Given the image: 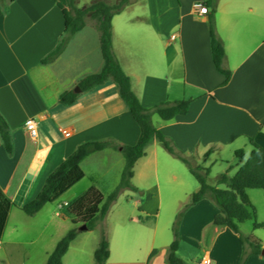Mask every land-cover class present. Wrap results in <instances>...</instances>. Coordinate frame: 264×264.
<instances>
[{"label":"crops","instance_id":"1","mask_svg":"<svg viewBox=\"0 0 264 264\" xmlns=\"http://www.w3.org/2000/svg\"><path fill=\"white\" fill-rule=\"evenodd\" d=\"M205 1L140 2L148 9V15L122 20L116 32L115 20L126 9L112 21L113 50L115 55L116 39L129 43L115 57L131 78L132 90L144 108L151 109L164 102L192 101L185 116L169 122L158 115L160 119L155 120L156 114L152 117L154 128L185 156L203 164L214 155L212 164L202 165L210 169L221 159L220 155L217 158L220 151L227 149L234 154L244 151L245 157L239 160L236 173L228 174L234 177L253 151L250 139L264 147V0H219L217 35L224 44L225 67L233 73L227 86H223L225 76L214 64L207 15L197 10ZM90 26L96 33L95 46H83L81 53L69 56L67 51L72 43L86 39ZM65 32L62 11L52 0H0V114L9 127L13 145V153L9 155L0 136V188L14 203L0 240V264H46L58 242L74 227L65 216L68 206L91 187L103 191L99 182L83 188L82 181L35 216L22 211L38 195L50 172L80 144L114 139L134 146L140 137V128L112 79L93 91L77 93L73 105L59 104L63 93L74 91L83 78L100 73L103 68L100 34L88 23L68 38L58 59L43 65L42 60L56 49ZM140 40L145 41L146 49L133 45ZM84 62L87 66L94 63L93 71L82 69ZM139 65L144 69L139 71ZM76 67L80 68L73 72ZM40 115L45 119L39 125V137L31 140L25 124ZM248 147L251 149L246 153ZM210 150L212 153L208 155ZM99 157L116 162L106 166L103 173L115 170L117 187L124 158L112 149L94 153L82 162L84 181L88 178L85 165ZM171 158L177 159L153 140L145 156L136 162L132 183L138 192L126 191L121 197L127 201L131 198L137 210L129 216L117 213L114 221L112 207L106 219L110 243L107 264H168L176 214L200 190L199 182L196 185L183 168H175L177 164ZM217 180L215 185L209 179L208 183L217 187ZM112 190L103 193L108 195ZM248 195L256 209V221L264 224V190L249 189ZM220 213L214 201L205 199L184 216L181 232L183 235L194 232L202 255L196 256V264L205 258L212 264H239L244 255L240 236L228 227L214 225V218ZM250 222L251 226L239 224V231L261 240L264 248V227L255 229V221ZM88 235L80 234L71 243L63 264H95L99 242L97 237L91 240ZM181 249L178 256L185 261L179 254ZM246 264H264V256L250 255Z\"/></svg>","mask_w":264,"mask_h":264},{"label":"trees","instance_id":"2","mask_svg":"<svg viewBox=\"0 0 264 264\" xmlns=\"http://www.w3.org/2000/svg\"><path fill=\"white\" fill-rule=\"evenodd\" d=\"M62 11L66 23L65 36L58 46L45 59L43 65L54 62L64 51L69 37L75 36L86 27V18L90 16L97 21L99 36V49L103 59V68L100 73L88 75L79 83L82 92L93 91L112 79L118 86L120 98L130 112L132 118L140 128L138 143L134 146L124 145L114 139L87 141L80 144L76 150L48 175L38 195L27 203L22 211L28 216H35L46 205L59 201L66 193L82 182L86 177L82 169V162L90 155L113 149L120 152L125 159L121 181L118 187L109 195H105L97 188H90L74 200L67 208L65 216L70 218L74 227L58 242L55 250L49 256L46 264H63L70 245L77 239L80 233L96 230L101 227V240L95 251L96 264H107L110 258V243L108 239V227L106 219L113 205L125 191L138 192L134 187V167L136 162L145 156L147 146L157 140L161 146L173 157L188 166L191 174L200 184V190L194 193L191 201L185 204L177 214L173 225L174 241L168 248V264H186L178 256L181 243V224L187 210L205 199H211L221 210L214 218V225L228 227L240 236L244 245V255L239 264H246L250 255L262 256L263 245L261 240L253 235L245 236L238 225L247 221H255L254 228L264 227L258 223L256 209L248 195L249 189L264 190V147L259 146L253 139L250 143L253 151L247 161L242 165L234 177L228 173L219 176L218 186L224 185L225 189L209 185L208 179L211 170L203 168L191 162L179 151L173 142L162 132L154 128L152 117L158 115L162 120L169 122L178 116L189 113L191 100H180L164 102L151 109L142 106L139 98L132 90L131 78L124 72L113 52V25L112 21L116 15L121 14L131 3V0H118L110 3L108 0H97L85 8H78L76 0H52ZM219 0H207L202 5L208 7L207 19L210 25L212 56L216 69L225 76L223 86H227L232 79L233 73L225 67L226 52L224 44L217 35L216 14ZM79 94L74 91L63 93L59 97V104L63 106L73 105ZM0 136L5 151L11 155L13 145L9 127L0 114ZM212 150L208 152V155ZM236 157L243 161L245 154L243 150L236 152ZM14 207L12 200L0 188V240L2 239L9 214ZM80 226L86 227L81 231Z\"/></svg>","mask_w":264,"mask_h":264},{"label":"rangeland","instance_id":"3","mask_svg":"<svg viewBox=\"0 0 264 264\" xmlns=\"http://www.w3.org/2000/svg\"><path fill=\"white\" fill-rule=\"evenodd\" d=\"M95 1H97V0H76V5H77V7L85 8V7L89 6V5H91ZM108 1L110 3H117L118 0H108ZM131 1H132V3L126 8L127 10L126 9H125L126 11L124 10L125 13H123V15L121 17H119V18H117L115 20L116 32L120 28V23L122 22V20L129 19L130 17H133V16H135V17L142 16V15H144L146 13L148 15V9L140 5V2L141 3H143V2L145 3L146 0H131ZM85 21H86V24L87 23L88 24H91V25H93L98 30V28H97V25L98 24H97V21L96 20H93L90 16H88ZM88 30L89 31H88L87 35L84 36V37H86V39L85 38L77 39L76 41H74L72 43V45L70 46L69 50L67 51L68 52L67 54H69V56H71V54L72 55L73 54L76 55V54L81 53L82 52V49H80V48L83 47V46H87V45H89L91 47L95 46L94 36H96V33L91 28V26H90V29H88ZM134 44L135 45L138 44V45H140L141 48H145V41L144 42L141 41V40L138 41V42L137 41L136 42L134 41L133 42V45ZM123 45L128 46L129 43L128 44L127 43L125 44L121 39H119V40L116 39V45L114 46V48L116 50L115 55H117V54L119 55L118 52L121 50V48H123L122 47ZM141 51H142V49H141ZM113 52H114V50H113ZM140 54H141V52H140ZM94 55H96L95 54V51H93L92 56L94 57ZM79 68L80 67H76L73 70V72L76 71V70H78ZM89 68L91 69V71H93L92 69H94V63H93V66H87V64H85V62H84V64H82V69L86 70V69H89ZM143 69L144 68L141 65H139L138 70L141 71ZM76 88H78V87H76ZM155 118H156L155 120H159L160 119L157 115H156ZM250 149H251V147H248L245 150V152L246 153H249L250 152ZM162 152L165 155L167 154V153H165V151L163 149H162ZM219 155H220L221 159H223V160L219 159L218 162H217V164L211 165V167L209 166L210 167V170H211L210 177H209V183L212 184V185H215L216 180L218 179V177L220 175L225 174V173H228L229 176H233L236 173V171L238 170L237 169V164L239 163V159L236 157V155L232 151L225 149L224 151H222V152L220 151V153H218L217 158L219 157ZM122 158H124V157H122ZM215 158L216 157H214V155H211L210 158L208 159V161L204 162L203 164L204 165H206L208 163L209 164H212L215 161ZM122 160H123L122 161L123 162V166L125 168V159H122ZM171 160H173L174 162H176L177 165L175 166V168H177V167L183 168V170L189 176V178L193 181V183H195L196 185L198 184L197 180L190 174V172H189L190 170H189L188 166H186L183 162H181V161H179L177 159L171 158ZM191 162H193L194 164L199 165V166H202L203 165L201 160H196L195 158H192ZM110 163L115 164L116 162L113 159L107 160L105 158L99 157V158H97L95 160H92L89 163H87L85 165V169L87 171L88 178L85 181L83 180V188L85 186L91 187L92 185H95L96 183L99 182V184L102 185L101 187H102V190L103 191H107V190L109 191V189H113L112 190V192H113L118 187V186L116 187V183L114 181V179H116V178H115L114 175H117L118 176V174H116L114 172L115 170H112V171L109 170V172L107 174L105 172L103 173L104 168L106 166H108V165H111ZM116 165H118V164H116ZM230 167H232V170L229 171V168ZM161 173H160V175H162ZM163 175H165V174H163ZM113 176H114V178H113ZM160 180L161 181L162 180L164 181L163 178H161ZM120 181H121V179H120ZM79 186H81V184ZM81 188H82V186H81ZM94 188H97V187H94ZM112 192H110V193H112ZM110 193H108V195ZM167 194H169V193H167ZM163 195H164V203H165V200H166V191L163 192ZM121 196L119 197L118 201L113 205L114 211H113L112 220H114V221L116 220L115 218H117V213H121V214H123L125 216H129L131 213H133L135 210H137L135 208V206H134L133 201H132L131 198H129V200L127 201V200L124 199V197H121ZM139 196H141V194H139ZM118 216H119V214H118ZM163 217L166 219V214H164V211H163ZM176 217H177V214H176ZM190 219L192 220V217ZM190 224L193 225V223L191 221H190ZM245 224H246V226H251L252 225V223L250 221L245 222ZM106 225H107V223H106ZM107 227H108V225H107ZM80 228H81V226H80ZM192 228H193V226H192ZM80 234H89L88 236L92 237L91 240H94V238L97 237L98 238V242L100 243V240H101V227L99 226L94 231L82 232ZM182 235L183 234L181 232V243H180V247L182 249H181V252L179 254L184 257L186 264H196L197 257H199V258L202 257L201 252L199 251V245H198V242H197V238L194 235V232L193 231H188V232H186L185 235H183V236ZM172 236H174L173 226H172ZM91 240H89V242H87V245H89V246L92 245V241ZM263 250H264V248H263ZM185 257H187V258H185ZM193 257H196V258H193ZM94 261H95V259H94Z\"/></svg>","mask_w":264,"mask_h":264},{"label":"built area","instance_id":"4","mask_svg":"<svg viewBox=\"0 0 264 264\" xmlns=\"http://www.w3.org/2000/svg\"><path fill=\"white\" fill-rule=\"evenodd\" d=\"M197 10H198L199 14H201V15H207L209 13L208 7H206L202 4H199L197 6ZM44 119H45V116L40 115L37 118H30L27 120V122L25 124V131L31 140H36L39 137V125H40L41 121H43ZM200 264H212V262L210 259L205 258L201 261Z\"/></svg>","mask_w":264,"mask_h":264},{"label":"water","instance_id":"5","mask_svg":"<svg viewBox=\"0 0 264 264\" xmlns=\"http://www.w3.org/2000/svg\"><path fill=\"white\" fill-rule=\"evenodd\" d=\"M75 93H80L81 92V89L78 87L74 90ZM81 231H85L86 230V227L82 226L81 228ZM262 255L264 256V250L262 251Z\"/></svg>","mask_w":264,"mask_h":264}]
</instances>
